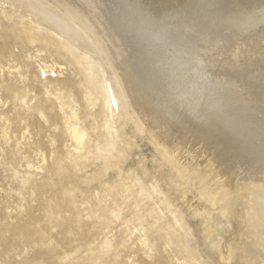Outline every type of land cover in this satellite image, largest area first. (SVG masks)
Instances as JSON below:
<instances>
[{
	"label": "rangeland",
	"instance_id": "obj_1",
	"mask_svg": "<svg viewBox=\"0 0 264 264\" xmlns=\"http://www.w3.org/2000/svg\"><path fill=\"white\" fill-rule=\"evenodd\" d=\"M104 74L91 45L26 1L0 0V264H245V200L228 214L223 259L184 194L196 197L198 180L173 178L120 113L105 123ZM72 111L80 143L65 127Z\"/></svg>",
	"mask_w": 264,
	"mask_h": 264
},
{
	"label": "bare ground",
	"instance_id": "obj_2",
	"mask_svg": "<svg viewBox=\"0 0 264 264\" xmlns=\"http://www.w3.org/2000/svg\"><path fill=\"white\" fill-rule=\"evenodd\" d=\"M20 1L105 59V123L120 113L173 178L198 180L197 196L184 194L223 259L228 214L245 200V264H264V0ZM65 127L80 143L74 111Z\"/></svg>",
	"mask_w": 264,
	"mask_h": 264
}]
</instances>
